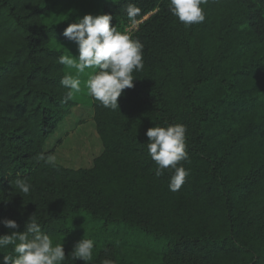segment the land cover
Segmentation results:
<instances>
[{
	"label": "trees",
	"instance_id": "16d2710c",
	"mask_svg": "<svg viewBox=\"0 0 264 264\" xmlns=\"http://www.w3.org/2000/svg\"><path fill=\"white\" fill-rule=\"evenodd\" d=\"M82 0H0V236L3 221L24 232L34 215L64 264L83 238L88 264H264V0L201 5L203 24L185 27L169 0H112L101 7L118 31L143 44L144 68L119 110L93 99L104 153L91 169L37 159L74 108L61 84L66 66L54 42ZM75 13V14H74ZM183 124L190 170L178 192L173 172L155 176L146 132ZM25 179L30 194L15 189ZM13 246L0 248L3 256Z\"/></svg>",
	"mask_w": 264,
	"mask_h": 264
},
{
	"label": "clouds",
	"instance_id": "9594fccd",
	"mask_svg": "<svg viewBox=\"0 0 264 264\" xmlns=\"http://www.w3.org/2000/svg\"><path fill=\"white\" fill-rule=\"evenodd\" d=\"M208 3L209 0H169L168 11L185 27H190L205 22L206 13L201 5ZM125 11L133 24L141 14V9L134 4H128ZM112 20L110 14H89L65 29L63 35L77 44L79 53L78 58L73 55L59 57V64L74 69L76 73L65 75L61 80V84L68 89L65 102L82 91L80 75L86 69H92V74L84 82L88 94L106 109L119 110L118 99L124 90L134 88L137 79L133 73L141 72L144 68V46L127 32L118 31ZM186 133L187 128L183 124L153 127L146 132L148 154L157 165L155 176H162L166 169L172 171L169 183L172 192H178L190 175V170L181 164L182 161H189ZM37 159L53 164L56 157L40 153ZM13 183L20 193L30 194L32 185L27 180L16 179ZM3 224L10 234L0 236V248L11 245L16 255L3 256L0 264H64L66 255L63 244H53L52 238L41 230L34 215L26 223L24 232L13 231L19 228L14 220H5ZM94 246V240L83 238L74 246L71 258L88 264L94 258ZM102 264L115 262L104 259Z\"/></svg>",
	"mask_w": 264,
	"mask_h": 264
},
{
	"label": "rangeland",
	"instance_id": "374dc122",
	"mask_svg": "<svg viewBox=\"0 0 264 264\" xmlns=\"http://www.w3.org/2000/svg\"><path fill=\"white\" fill-rule=\"evenodd\" d=\"M106 1L112 0H82L76 14L74 13V23L85 15H101V7ZM138 25H131L126 32L131 35ZM54 47L63 50L65 55L78 58V46L71 40L54 42ZM66 74L76 75L74 69L67 67ZM89 74H92V69H86L80 75L82 91L73 98L75 105L71 115L58 126L45 146L46 152H51L56 157L54 163L75 170L91 169L94 161L104 153V145L94 121L93 98L84 84Z\"/></svg>",
	"mask_w": 264,
	"mask_h": 264
}]
</instances>
